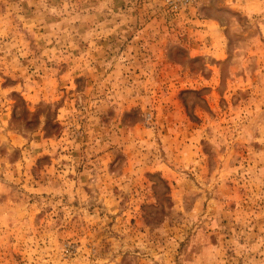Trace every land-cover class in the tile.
<instances>
[{
	"label": "rangeland",
	"instance_id": "obj_1",
	"mask_svg": "<svg viewBox=\"0 0 264 264\" xmlns=\"http://www.w3.org/2000/svg\"><path fill=\"white\" fill-rule=\"evenodd\" d=\"M0 264H264V0H0Z\"/></svg>",
	"mask_w": 264,
	"mask_h": 264
}]
</instances>
